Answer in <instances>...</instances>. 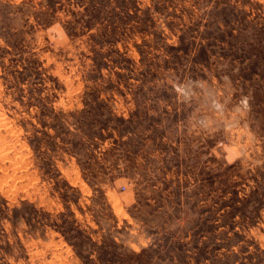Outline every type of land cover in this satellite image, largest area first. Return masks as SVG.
Wrapping results in <instances>:
<instances>
[{"label":"rangeland","instance_id":"1","mask_svg":"<svg viewBox=\"0 0 264 264\" xmlns=\"http://www.w3.org/2000/svg\"><path fill=\"white\" fill-rule=\"evenodd\" d=\"M0 264H264V0H0Z\"/></svg>","mask_w":264,"mask_h":264}]
</instances>
